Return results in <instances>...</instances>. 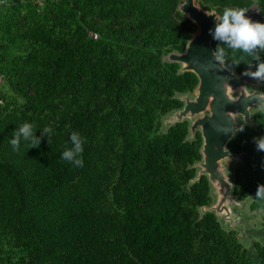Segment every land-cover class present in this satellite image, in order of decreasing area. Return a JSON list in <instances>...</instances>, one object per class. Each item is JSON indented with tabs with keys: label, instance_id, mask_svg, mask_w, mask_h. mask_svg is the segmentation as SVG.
<instances>
[{
	"label": "trees",
	"instance_id": "1",
	"mask_svg": "<svg viewBox=\"0 0 264 264\" xmlns=\"http://www.w3.org/2000/svg\"><path fill=\"white\" fill-rule=\"evenodd\" d=\"M226 8L264 0H197ZM181 0H0V264H264V111L242 125L227 148L232 195L262 213L248 251L236 230L209 212L205 176L190 187L201 137L188 122L162 130L176 94L197 78L166 57L182 52L195 25ZM247 13V12H246ZM228 68L253 74L251 53L213 40ZM260 89L264 92V80ZM30 123L38 148L14 132ZM45 128L49 129L45 131ZM82 137L83 166L62 159Z\"/></svg>",
	"mask_w": 264,
	"mask_h": 264
},
{
	"label": "water",
	"instance_id": "2",
	"mask_svg": "<svg viewBox=\"0 0 264 264\" xmlns=\"http://www.w3.org/2000/svg\"><path fill=\"white\" fill-rule=\"evenodd\" d=\"M178 10L195 25L196 30L184 50L169 53L166 60L179 65L178 73L195 74L197 85L192 93L176 94L175 98L182 102V106L162 117L161 128L167 130L187 121V141H193L200 133L201 159L190 166L196 169V173L188 186L200 181L202 176L207 178L212 200L209 205L199 208L200 214L213 213L223 228L235 229L239 238L238 234L244 229L242 221L246 218L235 209L245 206L250 198L240 201L232 195L234 165L231 167L229 162L240 163L241 154L231 152L227 145L242 125L255 127L254 111H264V92L260 89L264 75H254L251 67L247 72L237 74L215 52L210 30L214 31L216 18L220 17L216 10L202 8L197 0H181ZM246 15L254 22L264 23V15L255 5Z\"/></svg>",
	"mask_w": 264,
	"mask_h": 264
},
{
	"label": "clouds",
	"instance_id": "3",
	"mask_svg": "<svg viewBox=\"0 0 264 264\" xmlns=\"http://www.w3.org/2000/svg\"><path fill=\"white\" fill-rule=\"evenodd\" d=\"M246 12L243 8H226L222 16L216 18L214 31L210 30L213 39L227 44L232 49L248 53L258 47L264 49V23L252 21ZM255 75H264V63L258 66ZM48 130L45 128V131ZM21 138L31 143L30 148H38L40 145V138L35 136V131L30 123H24L14 132V137L10 141L14 150L19 147ZM70 140L73 147L62 153V159L76 166H83L81 154L84 141L77 132L70 135ZM258 148L264 150V140L258 143ZM262 193H264V186H258L256 195L259 197Z\"/></svg>",
	"mask_w": 264,
	"mask_h": 264
},
{
	"label": "rangeland",
	"instance_id": "4",
	"mask_svg": "<svg viewBox=\"0 0 264 264\" xmlns=\"http://www.w3.org/2000/svg\"><path fill=\"white\" fill-rule=\"evenodd\" d=\"M250 89H253L254 87H249ZM240 125H242V122H238ZM229 165L233 167L234 162L230 161ZM248 202L243 207H238L235 209L236 212L244 214L245 220L242 222L244 223V229L241 231V233L238 234L239 240L242 243V245L248 250L251 251V244L253 240L260 238V233L263 229V218L262 213L259 210L256 211H250L247 208Z\"/></svg>",
	"mask_w": 264,
	"mask_h": 264
}]
</instances>
